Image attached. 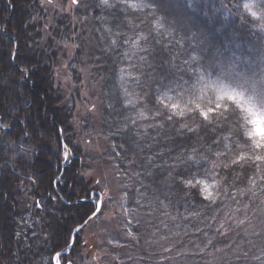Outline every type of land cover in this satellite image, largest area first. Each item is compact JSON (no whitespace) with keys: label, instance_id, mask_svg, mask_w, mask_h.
<instances>
[{"label":"snow or ice","instance_id":"obj_1","mask_svg":"<svg viewBox=\"0 0 264 264\" xmlns=\"http://www.w3.org/2000/svg\"><path fill=\"white\" fill-rule=\"evenodd\" d=\"M43 2L69 14L80 10L104 13L100 18L101 27L96 29L105 44L104 51L117 54V62L127 65L120 68L121 83L115 96L110 97L115 103L106 106L111 114L119 105L117 115L120 119L114 134L124 136L125 143L129 144L127 150L121 146L125 158L136 165L137 160L128 155L132 152L139 158L143 173L149 177L153 169L158 174L164 169L171 183L178 184L186 197L194 193L210 204L225 199L235 203V210L225 205L229 208L228 214L215 232L227 240L230 232L239 229L249 237L248 242L255 251L245 250L236 258L246 264H264V244L258 246L250 239L258 237L264 241V219L260 231H256L251 220L256 212L249 214L252 202L258 200L259 205H264V0H62L60 5L54 4V0ZM9 6H12L11 0ZM232 18L238 19L242 29L256 39L246 41L244 33L232 28ZM77 22L83 21L78 19ZM75 41L76 37L69 36L63 47H80L83 51V38L81 43ZM11 59H15L14 53ZM31 71L36 73L40 69L36 66ZM21 72L24 79L31 78L28 69H21ZM133 72L137 74L133 75ZM125 76L141 91H130L125 86ZM17 91L20 93L19 89ZM50 103L54 104L56 100L40 97L36 115H32L29 106L22 110V118L13 112L15 105L5 107V100L0 97V160H3L0 171L4 167H15L6 157L16 156L17 150L24 156L34 154L33 149L24 145L36 144L38 139H43L40 129L47 124L48 115H41L40 109ZM96 110L93 105L89 112ZM19 124L24 125L19 128L22 135H13ZM166 125L175 133L173 142L179 147L175 155H169L167 161L159 164L156 159L164 157L165 153L153 150L159 140L149 135V129L159 133ZM57 132L58 154L63 162L70 163L73 146L60 142L65 132L63 128H58ZM165 135L170 133L165 132ZM136 175L139 177L141 173ZM240 175H244L245 188L237 185ZM66 179L61 173L54 183H64ZM105 179L103 175L97 179L94 170L74 174L71 190L77 199L65 203L79 205L80 222L67 230L63 236L64 244H58L43 264H75L69 254L78 247L87 248L88 241L80 234L91 223L100 220L104 209L113 201ZM123 189L122 200L127 201V185ZM148 191L149 187L141 180L139 188L132 194L137 208H143L148 217L162 212L176 219L168 210L170 198L165 195L160 199L153 192L152 199H148ZM3 196L0 189V198ZM243 197H247L248 202L241 205ZM59 198L64 200L63 196ZM164 200H169V204ZM36 206L44 207L39 201ZM120 207L125 217L126 235L137 240L131 225L135 221L139 226L140 221L135 216L129 218L130 209L124 203ZM261 212L264 214V210ZM203 243L201 251L216 248L213 237H207ZM239 247L236 242L228 245L233 252ZM163 251L171 253L172 248L164 247ZM216 251L223 253L224 249L216 248ZM102 260L116 264L119 257L98 253L90 264Z\"/></svg>","mask_w":264,"mask_h":264},{"label":"trees","instance_id":"obj_2","mask_svg":"<svg viewBox=\"0 0 264 264\" xmlns=\"http://www.w3.org/2000/svg\"><path fill=\"white\" fill-rule=\"evenodd\" d=\"M11 5L9 6V0H0V97L4 98L5 107L15 105L13 112L20 114L22 118V110L29 106L32 115H36L40 97H52L56 103L40 109L41 115H48L47 124L40 129L43 139H38L36 144L29 142L24 145L25 148L33 149L34 154L25 156L24 159L18 155L8 156L6 158L9 164L15 167H4L0 171V181H3L0 189L4 192L3 198H0V264H43L58 244H64L63 236L69 228L77 226L82 215L79 205L65 203L67 200L77 199L71 190L75 182L74 174L93 170L97 179L101 178L98 174L104 176L105 171L110 170L122 191L123 186L127 185L129 195L124 204L130 209L129 218L135 216L140 221L139 226L135 221L131 225L139 242L127 236L125 231L122 235L118 229L115 236L112 235L116 237V244L125 247L127 255L131 257L121 258L120 264H246L236 256L245 250L255 251L248 242L249 237H245L239 229L230 232L227 240L215 232L228 214L229 208L225 205L235 210V203L225 199L223 202L218 200L215 204H210L203 196L194 193L186 197L178 184L171 183L164 169L159 174L153 169L152 176L149 177L143 173L139 158L132 152H128V155L137 160L136 165L130 164L125 158L121 146L127 150L129 144L125 143L124 136L114 134L120 119L117 115L119 105L111 114L106 106L108 103H115L110 97L115 96L121 83L120 68L127 65L117 62V54L104 51L105 44L96 31L101 27L100 18L104 13L100 10H80L69 14L47 5L43 0H11ZM78 19L83 22L78 23ZM231 21L234 23L232 28L238 29L239 20L232 18ZM69 36L76 37V43H81V38L84 41L81 43L83 51L77 47L75 56L69 63L68 69L74 82V87H70V90L61 86L55 76L62 59L67 57L63 43ZM13 53L14 60L11 59ZM36 66L40 71L32 73V68ZM85 67L90 69V82L96 85L100 99V117L94 121L95 126L90 124L91 119L82 125L78 115L84 89L80 68ZM21 69H28L31 78L24 79ZM136 74L133 72V75ZM124 79L125 86L130 91H141L127 76ZM152 87L154 90L155 86ZM18 89L22 94L18 93ZM23 126L19 124L13 135H22L19 128ZM58 128L65 130L60 142L73 146L74 155L70 163L63 162L58 154ZM165 132L170 135L166 136ZM93 134L108 145L101 153L85 149L86 141ZM149 135H154L159 140L153 150L159 149L165 153L164 157L156 159V163L163 164L169 155H175L179 144L173 142L176 136L169 126L166 125L159 133L149 129ZM2 164L3 160H0V165ZM137 172L141 173L139 177ZM61 173L67 177L66 181L54 183ZM175 178L179 180L178 176ZM141 180L149 187L148 199H152L153 192L160 199H164L165 195L170 198L171 204L169 200L164 202L169 204L168 210L176 219L173 220L162 212H155L152 217H148L143 208H137L132 194L139 188ZM237 185L240 188L246 187L244 175L239 176ZM37 201L44 207L38 208ZM245 202H248L247 197L241 199V205ZM258 205L259 201H254L249 209L250 216L252 212H256L255 216H251L256 231H260L261 220L264 219L261 212L264 205H259V209ZM192 212L199 215H190ZM146 220L148 223H145ZM225 227L228 225L225 224ZM85 230L80 234L83 240ZM205 233L207 237L214 238L216 248L224 249L223 253L216 251V248L200 250L204 249L203 242L207 238ZM250 239L258 246L264 244L258 237ZM233 242L240 245L235 252L228 248ZM164 247L172 248V252H164ZM85 253L86 249L81 246L69 255L75 264H81L87 258Z\"/></svg>","mask_w":264,"mask_h":264},{"label":"rangeland","instance_id":"obj_3","mask_svg":"<svg viewBox=\"0 0 264 264\" xmlns=\"http://www.w3.org/2000/svg\"><path fill=\"white\" fill-rule=\"evenodd\" d=\"M54 4L60 5L62 4V0H54ZM54 8L59 9L58 7ZM233 25L234 23L231 21V26ZM237 30L244 33L243 38L246 41L256 39V37L248 35L246 33V30L242 29L240 24ZM76 50L77 48L66 49L67 57L66 59H62V64L60 67L57 68L55 74L57 82L68 90L74 87V82L68 67L65 68L64 65L69 66L71 59H73L75 56ZM83 69L84 71L82 72V74L84 89L80 97L78 115L82 125L87 124L88 121L91 119L90 124H92V126H95L94 121L97 117H100V114L98 113L100 108V99H98V89L96 88L95 84L90 82V69L86 67ZM93 105H96L97 109L94 113L89 112V109H91ZM97 123L96 127L98 126ZM89 140L92 141V143L87 144L85 146V149H89L93 152L101 153L108 146L107 143L104 140L100 139L96 134H93ZM17 155L21 159H24L25 157L22 153H18ZM98 177L101 176L98 174ZM104 177L106 178L105 182L108 188L110 189V195L113 197V201L108 204L104 212V216L101 217L100 220L91 223L86 230L84 229L85 231L83 232V238L84 240L88 241V246L86 248L87 254L85 253V256L87 258L81 264H90L93 256L97 255L98 253H107L110 257H119V260L117 261L118 264L121 263V258H131L129 257V255H127L128 253L125 247L116 244V237H114L115 232L117 233V229L122 235L126 233V230L124 228L125 217L123 215V209H121L120 207V204L124 203V200H122V188L117 184V182L115 181L116 179L114 178V175L110 170L105 171ZM109 240H111L112 243H109ZM97 264H108V262L102 260L97 262Z\"/></svg>","mask_w":264,"mask_h":264}]
</instances>
